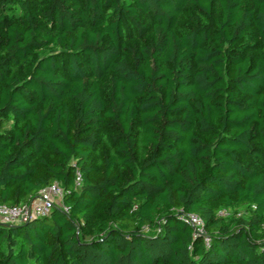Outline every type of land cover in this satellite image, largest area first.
Here are the masks:
<instances>
[{"label":"trees","instance_id":"trees-1","mask_svg":"<svg viewBox=\"0 0 264 264\" xmlns=\"http://www.w3.org/2000/svg\"><path fill=\"white\" fill-rule=\"evenodd\" d=\"M54 183L0 264H264V0H0V204Z\"/></svg>","mask_w":264,"mask_h":264},{"label":"built area","instance_id":"built-area-1","mask_svg":"<svg viewBox=\"0 0 264 264\" xmlns=\"http://www.w3.org/2000/svg\"><path fill=\"white\" fill-rule=\"evenodd\" d=\"M81 177L78 174L77 185H80ZM63 188L54 183L41 190L39 197L30 204L25 203L16 206L0 204V222L4 224H12L15 222H25L30 220L35 215L49 214L53 204L56 202L54 198L62 199ZM222 215H228V211L221 212ZM189 222L194 227L197 234H203L204 221L197 214H191ZM208 240V238H207Z\"/></svg>","mask_w":264,"mask_h":264},{"label":"rangeland","instance_id":"rangeland-1","mask_svg":"<svg viewBox=\"0 0 264 264\" xmlns=\"http://www.w3.org/2000/svg\"><path fill=\"white\" fill-rule=\"evenodd\" d=\"M54 200H56V203L60 202V199H58V198H54Z\"/></svg>","mask_w":264,"mask_h":264}]
</instances>
